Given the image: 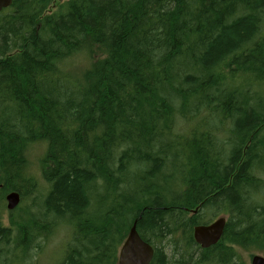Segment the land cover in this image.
Returning a JSON list of instances; mask_svg holds the SVG:
<instances>
[{
  "label": "trees",
  "instance_id": "trees-1",
  "mask_svg": "<svg viewBox=\"0 0 264 264\" xmlns=\"http://www.w3.org/2000/svg\"><path fill=\"white\" fill-rule=\"evenodd\" d=\"M51 1L0 12V264H34L61 230V264H116L135 219L150 264L264 243V0ZM36 144L47 190L4 225L5 194L39 190ZM220 205L224 237L201 250L193 228Z\"/></svg>",
  "mask_w": 264,
  "mask_h": 264
},
{
  "label": "rangeland",
  "instance_id": "rangeland-1",
  "mask_svg": "<svg viewBox=\"0 0 264 264\" xmlns=\"http://www.w3.org/2000/svg\"><path fill=\"white\" fill-rule=\"evenodd\" d=\"M68 0H52L49 6V9L46 14H51L55 11H58L62 5L67 2ZM65 69L67 72L80 76L82 75L83 71L88 68L89 66V60L87 57L83 54H80L78 56L73 57L69 61L65 63ZM45 145L44 144H36L33 145L28 149L27 156L29 161V175L33 180H36L38 185L40 186L36 190L37 194H31L30 190H25L23 188L21 192L25 193L24 195L20 194L21 201L18 205V207H24L25 204H27L33 197L39 196L42 193L45 194V191L47 190V186L45 185V182L42 179L41 176V170H40V161L42 156L45 153ZM26 191H28L26 193ZM33 193V192H32ZM7 194V193H6ZM5 194V195H6ZM5 214L3 215V224L8 225V217L7 214L9 213L6 208ZM199 217L206 222H211L219 217H225L227 221L230 219L229 215L225 212V208L220 205V207L217 210L216 216L211 217L210 215H206L205 212H201ZM237 229V228H236ZM68 230H61L59 231L53 240L48 242L49 244L45 251H41L39 255H32L31 261L34 264H61L63 257H64V251H62V246L67 241L68 236ZM177 244H180L181 247L184 246V241L182 237L176 238L174 240ZM46 244V245H47ZM158 246L164 251L166 255H171V248L173 247L171 244H169L167 241L160 242ZM222 247L224 249H231L232 257L228 260L227 264H251V260L254 256H264V243H261L259 241H246L243 243L242 246L237 244H232L230 242L222 241ZM181 255L183 254V257H186L188 254V251H180ZM193 254V259L196 261L197 258L200 256V252L197 251H191ZM202 264H221L218 262H202Z\"/></svg>",
  "mask_w": 264,
  "mask_h": 264
},
{
  "label": "water",
  "instance_id": "water-1",
  "mask_svg": "<svg viewBox=\"0 0 264 264\" xmlns=\"http://www.w3.org/2000/svg\"><path fill=\"white\" fill-rule=\"evenodd\" d=\"M11 3L12 0H0V12L8 8ZM4 200L6 210L11 212L18 207L21 198L19 193L9 191L4 196ZM193 212H196V210ZM136 224L137 219L133 221L127 237L118 250L116 264H150L153 257V248L141 239ZM226 225L227 219L225 217H219L208 224L195 226L192 233L195 244L200 249H208L214 246L221 239ZM251 264H264V257L254 256Z\"/></svg>",
  "mask_w": 264,
  "mask_h": 264
},
{
  "label": "flooded vegetation",
  "instance_id": "flooded-vegetation-1",
  "mask_svg": "<svg viewBox=\"0 0 264 264\" xmlns=\"http://www.w3.org/2000/svg\"><path fill=\"white\" fill-rule=\"evenodd\" d=\"M227 223H228V221H227ZM224 233H225V230H224ZM224 233H223V235H224ZM223 235H222V237H221L220 241H221V240H222V238L224 237ZM161 252H162L164 255H166V254L164 253V251H161ZM197 252H200V251H197ZM153 253H154V251H153ZM166 256H167V255H166ZM263 257H264V256H263Z\"/></svg>",
  "mask_w": 264,
  "mask_h": 264
}]
</instances>
